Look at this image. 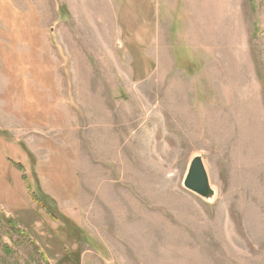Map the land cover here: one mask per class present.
Here are the masks:
<instances>
[{
    "label": "rangeland",
    "instance_id": "374dc122",
    "mask_svg": "<svg viewBox=\"0 0 264 264\" xmlns=\"http://www.w3.org/2000/svg\"><path fill=\"white\" fill-rule=\"evenodd\" d=\"M153 1L0 0V264H264V0Z\"/></svg>",
    "mask_w": 264,
    "mask_h": 264
},
{
    "label": "water",
    "instance_id": "95a60500",
    "mask_svg": "<svg viewBox=\"0 0 264 264\" xmlns=\"http://www.w3.org/2000/svg\"><path fill=\"white\" fill-rule=\"evenodd\" d=\"M181 186L206 203H213L217 189L212 184L204 157L200 153L193 154L187 163Z\"/></svg>",
    "mask_w": 264,
    "mask_h": 264
},
{
    "label": "crops",
    "instance_id": "0c3cea01",
    "mask_svg": "<svg viewBox=\"0 0 264 264\" xmlns=\"http://www.w3.org/2000/svg\"><path fill=\"white\" fill-rule=\"evenodd\" d=\"M112 2H113V0H58V5H61V7H64V8H66L67 11H69V12L72 11L73 13L74 12L75 13L81 12L82 9H80V8H82V7H84L86 9L88 7L90 8V6H91V7H93V9L95 11L99 12L98 14H100L102 16L103 19L102 18L101 19L99 18V19L108 25L111 18H108L107 13L109 12L108 8L110 7V5L111 6L113 5ZM161 2H162V0H154L152 3L153 4L155 3V7L157 9L160 7ZM74 4H76V5L74 6ZM75 9H77L76 10L77 12L75 11ZM190 22H191V20H190ZM113 30L115 31V35L119 41V36H120V34H118L119 27L117 26V28L115 27ZM116 31H117V34H116Z\"/></svg>",
    "mask_w": 264,
    "mask_h": 264
},
{
    "label": "bare ground",
    "instance_id": "6f19581e",
    "mask_svg": "<svg viewBox=\"0 0 264 264\" xmlns=\"http://www.w3.org/2000/svg\"><path fill=\"white\" fill-rule=\"evenodd\" d=\"M179 102V101H178ZM174 103V102H173ZM180 104V103H179ZM180 118V117H179ZM185 120V119H184ZM91 179V178H90ZM139 180V179H138ZM139 183V182H138ZM135 195V194H134ZM124 198V197H123ZM109 201V200H108ZM108 211V210H107ZM100 217V216H99ZM109 219V218H108ZM125 220V219H124ZM123 222V221H122ZM114 223V222H113ZM120 224V223H119ZM185 226V225H184ZM187 228V227H186ZM190 230V229H189ZM132 234V233H131ZM168 247V246H167ZM174 251V250H173Z\"/></svg>",
    "mask_w": 264,
    "mask_h": 264
},
{
    "label": "trees",
    "instance_id": "16d2710c",
    "mask_svg": "<svg viewBox=\"0 0 264 264\" xmlns=\"http://www.w3.org/2000/svg\"><path fill=\"white\" fill-rule=\"evenodd\" d=\"M43 197L48 199V197H47L46 195H44V194H43ZM63 219H64V218H63ZM72 235L74 236L73 233H71V237H73ZM75 237H76V236H75Z\"/></svg>",
    "mask_w": 264,
    "mask_h": 264
}]
</instances>
